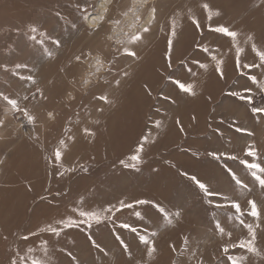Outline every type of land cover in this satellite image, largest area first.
<instances>
[{
    "label": "rangeland",
    "instance_id": "1",
    "mask_svg": "<svg viewBox=\"0 0 264 264\" xmlns=\"http://www.w3.org/2000/svg\"><path fill=\"white\" fill-rule=\"evenodd\" d=\"M19 1L28 2L29 0ZM120 1L126 7L130 4V0ZM190 1L157 0L159 5L158 21L153 26L152 32L146 35L147 38L148 35L154 34L152 38L153 43L150 44L152 49L156 48L155 45L164 36V34L157 35L155 32H159L161 27L166 30L169 17L173 13H176L175 17H178L185 8H189ZM82 2L83 0H49L41 5L38 4L36 6V4H33L34 8L30 6L33 8L32 10L36 8L41 11L45 10V16H48L50 19L52 18V21L48 22V27H38L39 32H37L36 41H32L29 38L26 41L23 38L26 45L28 44L29 50L33 45L38 43L37 45L40 46L39 53L41 55L44 54L43 49L51 45V43L47 40H45L43 46L39 43L40 40L45 39L42 35L45 31L41 29H49L50 32H53V38H57L59 33H64L67 38L71 37V41L67 42L68 44L64 45L63 49L61 47L53 55V62H61L66 59L65 57L70 58V52L68 51L71 45L69 43H77L81 35L85 36L86 41L94 36L87 30L84 21L81 20L80 12L74 8V5ZM204 2L208 3L212 8L214 6L219 7L225 15L229 11L232 14L241 12L245 0H201V3ZM248 2L249 17L245 29L246 33L255 38L257 47L264 49V2L262 0H248ZM143 11L146 15L147 8ZM57 12H60L63 16L66 15V20H60L56 15ZM113 16L116 15L114 14ZM206 19L207 16L202 15L201 29H204L203 35L205 34L207 38V40L201 39V44L203 45L209 44L215 39V35L208 31L209 24L206 22ZM69 21H75L74 23L80 28H73ZM241 25L242 23L239 24V27ZM119 27L129 35L133 32L129 31L130 26L126 21L122 20ZM225 40L227 39L220 37L217 44L223 43ZM105 46H108V44ZM211 46L213 45L206 47ZM63 50L67 53H62ZM105 51L112 52V48L109 47ZM61 55L63 56L61 57ZM207 58L208 56L201 58V62L208 65L206 71L201 69V105L197 109L183 114V120L181 121V125L184 128L183 132L179 130L181 125L175 123L177 120L171 117L174 116L173 111L166 109L162 105L163 97L166 95L163 88H160L161 86L158 87L157 92V88L152 92L151 97L145 94L143 104L145 100H148L149 105L139 113L119 111L114 106L111 108L105 106L106 110L103 115L99 114L95 110L98 102L92 98L94 86L89 85L88 89L82 88L83 77L89 71L87 63L77 64L73 62L74 65L77 64L79 66L68 79L70 87L63 92L58 90L55 93H49V90L46 88L49 87L51 81L48 82L49 79L36 77L39 79L40 87L46 92L47 100L40 103L32 100L22 101V103L38 114L40 121L45 125L44 127L38 126L35 131H31L28 127H21L19 122L13 120L10 114L7 115V130H0V135L8 137L7 140L0 141V149H3L2 147L7 144L6 148L3 149V163L5 164L8 162V159L16 155L28 157L27 153L31 149L27 150V148L23 147L27 141L28 145H32V143L33 146L36 145L34 147L37 150L30 154L33 159H36H34L36 162H39V165L34 169L36 176L27 184L31 185L35 191L42 193L39 198V205H48L51 197H57L60 201L57 208L62 210L66 205L65 199L69 195L68 192L73 190L75 196L81 197L75 202L76 204L83 200L85 208L94 210H100L102 206L106 208L109 204L116 205L120 200L134 202L136 199L154 200L170 212L183 210V219L176 226L168 225L165 220H158V214L150 207L143 221H139L132 213V210L113 213L112 220L108 221L106 225L94 226L91 230L93 239L105 247L106 255L90 247L87 239V230L67 229L61 236L59 264H69L70 257L67 255L68 251H71L81 259L83 264H125L126 258L121 255L120 246L115 239L117 235H120L125 242L130 244L136 259L140 261V264H143V258L140 250L137 248L135 235L119 227L123 222L131 223L140 229H146V234L149 236L152 233L157 234L155 237H152L156 240L160 251L157 264H169V246L171 244L179 246L181 244V237L185 233L191 235L193 242L192 251L196 252L197 257L204 259L206 264H217V261L221 260L218 251V244L221 242V238L214 231V215L225 225L227 230L232 231L233 240L245 237L246 230H242L239 222L234 219H228L232 215L231 210H216L212 208L208 205L207 198L202 199L195 185L185 176L181 175L182 172L186 171L209 183L212 189L227 193L232 198L238 197L242 208H244L248 199H256L258 203L264 205V191H261L258 186L254 185L252 177L244 166L239 163V160L221 159L220 161H215L207 155L209 151L218 150L235 154L240 159H245L247 157L244 156V151L247 145L251 144L255 145L256 149L259 150L261 158L264 159V121H261L259 116L254 117L252 115L251 105L238 98L230 97L228 93L236 91L243 94V90L250 87L255 93L256 104L264 102V94L260 93L257 86L253 85L246 76L240 74L248 70L236 68L234 59L228 61V64L223 65L224 77L221 79L215 70V62L207 60ZM255 60L254 53L250 51V42H248L246 63H252ZM132 63L135 64L132 61L122 62L117 65V68L129 71V64ZM242 63H245L244 59H242ZM184 66V63L181 64L178 70ZM43 67L47 69V66L43 65ZM54 71L57 74L60 73L59 69H55ZM129 72L133 75L131 69ZM250 74L256 75L257 80L260 83H264V69H253ZM102 75H108L111 79L108 73H102ZM7 87L0 91H5L9 95L19 94L23 96L30 95L33 86L30 85L23 92H15V94L8 92ZM69 92L76 97L74 101L68 100L67 94ZM2 103L0 102V105ZM66 103L74 104L69 106ZM157 109H159V112H157ZM48 111L54 113L56 117L55 122L48 121L46 116ZM164 116H169V123L167 120L164 121ZM193 116L196 117L195 120L192 119ZM0 118H5V109L2 106H0ZM95 119L100 120L99 125L91 123ZM156 121H162L161 127L158 129L155 128L154 122ZM117 122L120 127H117ZM85 126L95 130L96 136L93 138L84 137L82 129ZM236 126L247 129L249 132L254 133V135L248 136L245 132L238 133L235 131ZM113 127L116 132L118 131L117 135H109L111 137H108L109 139L106 137L107 135L105 137L101 136V133L106 134ZM149 133H151L149 142L145 144L144 152L141 153V162L137 168H124L121 161L135 163L130 161L129 157L136 154L138 145L143 142V137ZM70 135L76 137L74 144L69 139ZM34 136H40L39 146L30 139V137ZM61 136L68 143L71 142L73 146L64 157L65 168H77L75 173H71V177H66V174H69V172L60 176L58 171L56 172V170L51 169L52 163L45 160V157L51 156V152H53L52 150L57 145V140ZM81 146H84L82 155L84 158L81 159L82 157L77 154L78 158L73 159V164H68L67 159L69 158V154L72 153V157H75L76 152H80L77 150ZM193 152L197 153V155L193 156ZM65 164L67 165L65 166ZM80 164L87 167L89 171L85 173L83 169L79 168ZM226 168H231L235 171L242 181L252 187L253 191L249 193L245 189L237 187L227 174ZM18 171L24 172L26 170L20 168ZM59 171H63V169ZM1 176L4 177L3 175ZM52 182L57 185V193H60V195L54 192L50 194L49 187ZM89 194L95 198L85 201L89 198ZM42 196L46 197V199L41 200ZM28 197L30 198L29 200L33 198L31 196ZM36 207L31 213V217L36 213ZM137 210L141 209L138 208ZM245 220L249 223L252 222L251 217H245ZM83 227L81 226L82 229ZM257 246H264V233H260ZM234 254L240 255V251L237 250ZM184 259H188V257L185 256ZM195 259L196 257L191 258V264H195ZM249 264H261V262L258 258L253 257L249 261Z\"/></svg>",
    "mask_w": 264,
    "mask_h": 264
},
{
    "label": "snow or ice",
    "instance_id": "2",
    "mask_svg": "<svg viewBox=\"0 0 264 264\" xmlns=\"http://www.w3.org/2000/svg\"><path fill=\"white\" fill-rule=\"evenodd\" d=\"M262 2H264V0H262ZM113 6H115L117 16L120 18L110 15ZM200 7L207 14L209 21L213 18V12H215V16L217 17L222 14L220 10L213 9L206 2L201 3ZM74 8L76 11L80 12L81 20L84 21L87 30L92 35L99 36L103 32L106 22L113 25L110 34L104 36V40L110 42L109 46L112 48V54L110 56H106L103 49H96L95 51L90 49L87 53H81L74 57L75 63L88 64L89 71L83 77L82 88L88 89L89 85L94 87L99 86L98 94L93 92L92 98L98 102L95 106V110L103 115L106 110L105 106L111 108L116 103L115 100L111 98L113 92L119 89L122 86V83L131 75L129 71L117 68V65L126 61L137 62L140 60L139 48L145 41L146 35L150 34L153 26L157 24L159 5L157 0H130V4L126 8H120L119 0H83L82 3L74 5ZM145 8H147L146 15L143 11ZM56 15L60 20H66V17L61 15L60 12H57ZM175 15L176 13H173L169 17L167 31H165L163 27L160 28V31L164 33L165 37V67L169 69L173 66V54L175 45L178 42ZM129 17L132 19L131 27L134 29L130 35L125 33L124 30L119 27L122 19H128ZM189 19L195 28L200 31V34L203 35L199 19L194 16H190ZM69 23H71L73 28L78 29L79 26L74 22ZM38 31L39 29L35 26H31L29 29V33H37ZM208 31L228 40L230 46L234 48L235 67L248 70L241 72L240 74L246 76L253 85L257 86L258 91L264 94V83H260L257 80L256 75L250 74L253 69H264V49L257 47L255 38L252 35H248L245 42H250V51L254 53L256 60L252 63H242L241 58L245 53V49L240 47V32L224 24H219L215 27H212L209 24ZM42 35L45 38L39 41L42 46L45 44V40H47L57 49L62 47V42L59 38H53L48 32H44ZM29 38L32 41H36L37 39L35 35H29ZM197 47L202 53H212L213 51L206 46L198 45ZM43 51L50 59L53 57V52L48 48L45 47ZM215 52L218 53L219 48H216ZM210 59L215 61V70L218 76L222 79L224 77V61L219 59L215 54H211ZM181 63L183 64V61H181ZM192 63L205 71L208 68L206 63H202L197 59H194ZM131 66L132 65L129 64V67ZM0 68L6 73H10L11 76L16 77L19 81H23L33 86L30 95H9L5 91H0V102H3L0 106L5 109V118H0V130H7L6 117L8 114L12 116L13 120L18 121L21 127H28L31 131H35L38 126L44 127L45 125L40 121L38 114L22 103V101L29 100L37 103L47 100V95L44 89L40 87L36 76L32 74L35 70L29 68L26 63L15 64V70L10 68L7 64H0ZM22 70L26 71L28 74H22ZM61 71H63V69H61ZM187 72L192 75L195 74L190 67L187 69ZM102 73H108L112 78L109 79L108 75H102ZM164 79L176 90L177 99L180 98V94L190 97L196 96V84L191 83L188 80L175 78L174 75L165 76ZM143 87L146 94L151 97L152 89L150 86L144 84ZM228 95L243 100L248 105H251L252 115L254 117L259 116L260 120L264 121V102L260 104L255 103V93L252 88H245L243 94L241 92L230 91ZM67 96L69 101H74L76 99L71 92H69ZM163 98L169 100L173 104L177 102L176 99H173L171 96H165ZM157 112H159V109H157ZM46 116L49 122H55L56 117L52 111H48ZM192 119L195 120L196 117L193 116ZM91 123L93 125H99L100 120L95 119ZM154 123L155 128L158 129L161 127V121H156ZM176 123L181 125L179 120H177ZM221 123H223V121H221ZM179 130L181 132L184 131L182 125ZM235 131L238 133L245 132L248 136L254 135V133L239 126L235 127ZM82 135L86 138H93L96 136V131L85 126L82 129ZM150 135L151 133L143 137V142L138 145L136 154L129 157V160L135 163H125L124 161H121L124 168H137L141 162V153L144 152L145 144L149 142ZM7 139L8 137L0 135V141H5ZM30 139L39 146L40 136L30 137ZM69 139L72 144L76 142L75 136L70 135ZM69 150L70 146L68 141L61 136L58 138L57 145L54 147L51 156L45 157L46 162L52 163L54 169L58 171L60 176H63L66 172L75 173L77 171L76 167H64V157ZM192 155L196 156L197 153L193 152ZM207 155L215 161H220L221 159L232 161L239 160V163L244 166L252 177L254 185L258 186L261 191H264V159L261 158L259 150L256 149L255 145H247L244 151V156L247 157L245 159H240L235 154L218 150L209 151L207 152ZM79 168L83 169L85 173L89 171V169L83 164H80ZM60 169H63V171H59ZM226 171L237 187L245 189L249 193L253 191L252 187L242 181L231 168H226ZM181 175L185 176L195 185L201 194L202 199L207 198V203L212 208L216 210H231L232 215L228 217V219L237 220L241 225L242 230H246L243 239L237 238L236 240H233L232 231L227 230L225 225L214 215V231L218 233L221 238V242L218 244V251L221 260L217 261V264H249V261L253 257L258 258L261 264H264V246H257L260 233H264V205L258 203L256 199H248L244 208H242L238 197L232 198L227 193L214 190L209 183L186 171L182 172ZM57 195H60V193H57ZM45 199L46 197H41V200ZM149 207L154 209L158 214V220H165L168 225L176 226L183 219V210L170 212L160 203L150 199H136L134 202L120 200L116 205L109 204L106 208L102 206L100 210L85 208L84 201L81 200L71 208V215H65L56 219L54 224L51 222L46 223L44 226L38 227L37 230L31 231L29 234H21L19 235V240L23 242L32 241V243L35 244V241L32 239L33 237L39 238L41 236H46V239L40 241V247L44 254L47 255L50 241L59 240L65 230L76 228L87 230V239L90 243V247L95 248L106 255L107 252L105 251V247L97 243L92 237L91 230L93 227L106 225L108 221L112 220L113 213H122L125 210H132V213L137 219L143 221ZM138 208L141 210H137ZM245 217H251L252 222H246ZM81 226H84L83 229ZM119 227L135 235L137 248L140 250L143 258V264H157L160 251L156 240L152 238L157 235L156 233H152L151 236H149L146 234V229H140L128 222L121 223ZM0 239L7 241L8 236L0 235ZM115 239L120 246L121 255L126 258L125 264H140V261L136 259L130 244L125 242L120 235H117ZM192 246L193 242L191 235L185 233L181 237V244L179 246L176 244H171L169 246V264H191L192 257H196L195 264H206L204 259L197 257L196 252L192 251ZM237 250L240 251V255L234 254ZM34 251L35 248L32 246L21 248L18 245L9 254L7 264H50V262L37 260L34 257L30 259V254ZM67 255L70 257L69 264H83V261L71 251H68ZM185 256H187L188 259H184Z\"/></svg>",
    "mask_w": 264,
    "mask_h": 264
},
{
    "label": "bare ground",
    "instance_id": "3",
    "mask_svg": "<svg viewBox=\"0 0 264 264\" xmlns=\"http://www.w3.org/2000/svg\"><path fill=\"white\" fill-rule=\"evenodd\" d=\"M48 1L49 0L47 1L29 0L28 2L27 1L23 2L19 0H0V64H7L10 68H13V70H15L14 69L15 64L26 63L29 66V68L35 70L32 73L33 75H35L36 77L37 76L41 77L42 79H49L48 82L51 81L49 83V87L46 89L49 90V93L50 92L55 93L58 90L63 92L70 87V83H68V79L71 77L70 75L75 73V70H77V67L79 66L77 64L74 65L73 63L74 57L76 55H79L81 53H87V51H89L90 49L93 51H95L96 49H103L104 54L106 56H110L112 54V52L105 51L110 47L109 46L110 42L105 41L104 36L106 34H110L113 25L108 24L106 22L104 25L103 32L99 36L94 35L88 41H86L87 39L85 40V36L81 35V37L78 38L77 43H73V44L69 43L71 45L70 46L71 48L69 47L70 50L68 51L70 52L69 53L70 58L65 57L66 59H64L61 62L58 61L53 62V57L50 59L47 55H45L44 52H43L44 54L42 55L39 53L40 46L37 45L38 43L36 45H33L32 47L30 46L31 48L29 50V48L27 47L28 44L26 45V43L23 40V38H25L26 41H28L27 39L29 38V35H35V36L37 35V33H29V29L31 26H35L37 28L38 27L41 28L44 26L48 27L47 25L49 24L48 22L50 20L52 21V18L50 19L48 16H45L46 13L45 10L41 11L37 8L32 10L34 8L33 4H36L37 6L38 4L41 5L42 3ZM200 4H201V0H191L189 3V8H185L178 17H175L177 24V32H178V42L175 45L172 68L169 69L165 67V59H164V52L166 47L165 37L162 36L158 44L155 45L156 48L152 49L150 47V44L153 43L152 38L154 34L148 35V37L145 39V41L139 48V55L141 57L140 60L135 62V64L132 63L131 67H128L129 71L130 69L133 71V75L127 78L126 82H124V84H122V86L119 89L113 92L112 99H114L116 102L114 105L116 110L119 109V111L122 110L131 113H137V112L139 113L146 106H148L149 105L148 100H145L143 104V98L146 94V91L143 87L144 84H148L152 89V92H154L156 88H157L156 89L157 92L158 87L161 86L160 88H163L164 94L166 96H171L173 99H176L177 102L174 104L171 103L169 100H165V99L162 100V105L166 109L173 111L174 116L171 117L172 119L175 118L174 120H179L181 122L183 120L184 113L191 110H195L198 107H200L201 68H199L197 65L192 63V61L194 59L201 61V58L203 56H208L207 60L212 61L210 59L211 54H215L218 56L219 59H222L224 61V65L228 64L227 63L228 61L234 59V48L230 46L228 40H225V42L223 43L217 44L220 39V37L217 34L213 33L215 35V39L211 41L209 44L206 45L201 44V39L207 40V38L205 34L203 35V37H201L200 31L195 28V26L192 24L191 20L189 19L190 16H194L197 19H199L201 25L202 15L207 16V14L200 7ZM30 6H32L33 8H31ZM119 6L120 8L126 7L124 3H122V1L119 2ZM213 9L220 10L222 14L219 17H217L215 16V12H213L212 20L209 21L207 17L206 22L210 24L212 27H215L219 24H224L240 32L241 33V36L239 37L240 47L245 49V53L242 56L241 60L244 59V61L246 62L248 43H246L245 41L247 40L248 35L245 29L247 27L248 17H249L248 0H245L241 12L239 13L232 14V12L229 11L228 14L224 15L219 7L214 6ZM114 14L116 15L117 18L119 17L116 14L115 6H113L112 11L110 12V15H114ZM122 20L126 21L127 24L130 26L129 27L130 32L134 31V29L131 27L132 24L131 17ZM240 23H242L241 27H239ZM52 26L54 25L52 24ZM167 29H168V23L165 31H167ZM41 30L48 32L51 36H53V32L52 31L50 32L49 29L46 30L41 29ZM202 31L204 32V29H202ZM155 34L160 35L164 33L159 31V32H155ZM57 38H59L62 42V49L64 45L68 44L67 42L71 41L70 39L71 37L67 38V36H65L64 33L63 34L59 33V35H57ZM106 44H108V46H105ZM198 45H202V46L213 45L211 47H208L213 51L212 53H202L198 50L197 47ZM218 47H219V52L216 53L215 49ZM46 48L51 50L53 52V55L56 52H58V50L60 49V48L57 49L51 45H48ZM62 53H67V52L63 50ZM62 56L63 55H61V57ZM181 61H183L185 66L180 70H178L180 65L182 64ZM43 65L47 66V69H45ZM189 67L192 68L193 73H195L194 75L189 74L187 72V69ZM55 69L56 70L59 69L60 73L57 74L56 71H54ZM61 69H63V71H61ZM22 74H28V73L22 70ZM168 75H174L175 78L188 80L189 82L196 84L197 85L196 96L190 97V96H185L184 94H180V98L177 99L176 90L173 88L172 85H170L164 79V77ZM60 82L62 84H57ZM28 86H30V84H27L23 81H19L16 77L11 76L10 73H6L3 71L2 68H0V90L5 89L7 87L8 92H12L15 94V92L17 93L23 92L24 89H26V87ZM93 88L95 89H92V91L94 90V92L98 94L99 86ZM74 103H66V104L72 106ZM165 120H167L168 122L169 116H164V121ZM117 127H120L119 123ZM117 132L113 127V129L111 128L106 134L101 133V136L105 137V135H107L106 137L108 138L109 135L112 134L117 135ZM27 142L24 143L23 147L27 148V150L31 149V151L27 153L28 157H21L20 155L18 156L16 155L13 158L8 159L7 160L8 162H6L7 164L3 163V157H4L3 149L6 148L7 144L2 147L3 149H0V235L8 236L7 241L0 239V264H7L9 254L18 245L21 248H26V246H32L35 248V251L32 254H30V259L34 257L37 260L50 262V264H59L60 256H61V253L59 251L62 241L61 237L59 238V240L50 241L48 254L45 255L42 248L40 247V241L46 239L47 238L46 236H41L39 238L33 237L32 239L35 241V244H33L32 241H28V242L20 241L19 235L29 234L31 231L37 230L38 227L44 226L46 223L51 222L54 224L56 219L65 215H70L71 208L76 204L75 202H77L78 199L81 197L78 198L77 195L75 196V194H73V190H70L68 192L69 195L65 199L66 205L62 210L57 208L59 207V202H60L57 197H51L48 205L45 204L39 205L40 202L39 198L42 193L35 191L31 187V185L27 184L29 181H32L36 176L34 169L37 165H39V162H36L35 161L36 159L34 158L35 159L34 160L30 153H34V151L37 150V148L34 147L36 145L33 146V143L32 145L31 144L28 145ZM69 144H70L69 145L70 149L73 148L71 142H69ZM77 151L80 152L79 153L76 152V156L73 154L75 157H72V153L69 154V158L67 159V161L69 162L68 164L70 165L73 164L74 162L73 159L75 158L77 159L78 155L82 157L84 146H81L80 149H78ZM83 158L84 157H82L81 159ZM66 165L67 164H65V166ZM20 168L25 169L26 171L19 172L18 170ZM51 169L56 170L54 169L53 166ZM1 175H3L4 177H2ZM67 176L71 177V173L70 172L69 174L67 173L66 177ZM25 187L26 189H24ZM49 190L51 191L50 194L53 192L57 193L58 187L52 182V184L49 187ZM27 196L33 197L32 200H29L30 198L29 197L27 198ZM92 198L95 197L89 194V198L88 199L85 198L86 199L85 201H88ZM35 207L37 208V211L31 217V213L33 212Z\"/></svg>",
    "mask_w": 264,
    "mask_h": 264
}]
</instances>
